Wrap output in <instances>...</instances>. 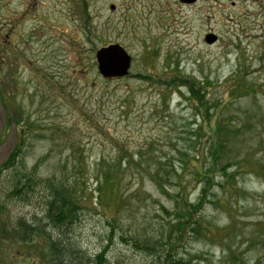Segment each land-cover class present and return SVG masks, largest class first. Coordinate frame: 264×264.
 <instances>
[{"label": "rangeland", "instance_id": "1", "mask_svg": "<svg viewBox=\"0 0 264 264\" xmlns=\"http://www.w3.org/2000/svg\"><path fill=\"white\" fill-rule=\"evenodd\" d=\"M111 44L132 57L123 78L98 70ZM217 120L233 130L220 162L237 163L240 190L217 173L201 234H169L184 198L200 195L193 172ZM100 168L125 171L113 197L99 195ZM0 170V264H54L45 238L11 234L19 220L47 226L51 179L84 199L69 248L108 245L112 264H264V0H0Z\"/></svg>", "mask_w": 264, "mask_h": 264}, {"label": "trees", "instance_id": "2", "mask_svg": "<svg viewBox=\"0 0 264 264\" xmlns=\"http://www.w3.org/2000/svg\"><path fill=\"white\" fill-rule=\"evenodd\" d=\"M181 83V86H188L186 87L188 96L185 98L190 101L192 99L197 101L195 104L196 110L205 106V113L207 114V116H210V109L212 108L210 107V102L206 99V94L202 90V87H195V85L186 78L182 79ZM176 88L180 91L181 87ZM200 111L201 110H198L197 112L200 113ZM214 131V139L209 140V160L207 161V163H205L202 169L196 168L193 172L194 180L202 183L200 195L195 202H191L188 198H184L183 203L185 204V207L175 211V222L172 223L168 228L169 231L167 230V233L169 232V234H173V232L176 233L177 231L181 232L179 228L183 227L185 224V227L190 225L189 228H192L191 232L201 234L200 228L204 229L202 225L205 222L202 220L203 217L199 215V211L203 209V206L206 204V202H212L209 196L210 194H212V190L214 189V187L224 186L222 181L217 180L216 176L219 175L217 173H221L220 175L223 176L225 184L232 185L234 183V188L236 190H240L237 184L238 182L237 180H235L236 177L232 172L228 171L229 168L237 165V163L235 161H232V158H227L225 164H222L220 162V158L222 156L221 154L224 153L223 150L227 148V141L223 137L225 135H231L233 130L224 129L222 127L221 121L217 120ZM22 141L18 143L15 151L12 153V155L4 165H9L11 162L12 166L13 164H16V159L22 154L23 151ZM206 156H208V154ZM97 172L100 179L99 183H101L98 188L100 197H102L106 192H108L109 196L111 197H113L115 192H117L118 194L122 180V176H119L125 171L123 169L115 168H100ZM139 173L142 176L144 172L141 173L140 171ZM149 174L155 176L154 172ZM23 177L26 187H28L30 182L34 181V178L32 176L24 175ZM46 183H48V188L51 190L46 209V219L48 222V227L46 226V224L41 225L37 221L28 224L25 221L19 220L11 234H15L16 237H19L22 241H26L30 238V236L35 237V235L45 238L51 251V260L54 262V264H112L108 257V245H105L99 252L94 254L88 253L82 247L69 248V245L67 244L68 242L65 239L63 240L62 235H65L67 233V230L80 220L79 216L83 211L82 206L84 199H82L81 197H77L75 185L67 184L66 180L59 181L51 179L46 181ZM103 185H106L105 190L102 187ZM161 188H164L163 184H161ZM184 193L185 191L180 192V194L183 195ZM49 227L57 229L58 234H56V238H53L52 235L48 232ZM176 241H179V236L177 237V239L175 237V242ZM150 246L151 245L148 244V246L145 248L150 250L152 249V247ZM171 264L187 263H185L182 259H175Z\"/></svg>", "mask_w": 264, "mask_h": 264}, {"label": "water", "instance_id": "3", "mask_svg": "<svg viewBox=\"0 0 264 264\" xmlns=\"http://www.w3.org/2000/svg\"><path fill=\"white\" fill-rule=\"evenodd\" d=\"M186 4H193L199 0H180ZM112 8H115L112 6ZM206 43L213 44L217 37L214 34L206 35ZM96 61L98 70L104 79L123 78L128 75L131 65L132 57L119 44H111L102 47L96 51Z\"/></svg>", "mask_w": 264, "mask_h": 264}]
</instances>
